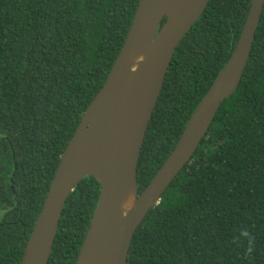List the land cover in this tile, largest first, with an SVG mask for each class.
Returning <instances> with one entry per match:
<instances>
[{
  "label": "trees",
  "instance_id": "16d2710c",
  "mask_svg": "<svg viewBox=\"0 0 264 264\" xmlns=\"http://www.w3.org/2000/svg\"><path fill=\"white\" fill-rule=\"evenodd\" d=\"M138 3L0 0V264H20ZM250 5L208 0L177 46L141 148L139 193L229 59ZM100 189L88 175L70 192L48 264H76ZM126 264H264V7L240 83L137 227Z\"/></svg>",
  "mask_w": 264,
  "mask_h": 264
},
{
  "label": "water",
  "instance_id": "95a60500",
  "mask_svg": "<svg viewBox=\"0 0 264 264\" xmlns=\"http://www.w3.org/2000/svg\"><path fill=\"white\" fill-rule=\"evenodd\" d=\"M207 2L139 0L120 52L62 154L20 264H48L68 196L88 175L98 179L101 189L76 264L127 263L137 227L191 159L222 102L240 83L264 7V0H251L229 59L139 193L137 164L168 67Z\"/></svg>",
  "mask_w": 264,
  "mask_h": 264
}]
</instances>
